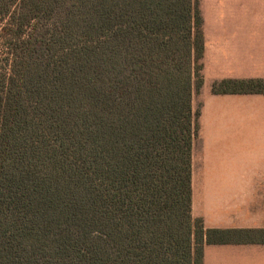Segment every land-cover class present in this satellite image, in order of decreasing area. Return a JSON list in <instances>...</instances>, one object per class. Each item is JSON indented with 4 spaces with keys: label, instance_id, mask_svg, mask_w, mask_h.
<instances>
[{
    "label": "trees",
    "instance_id": "obj_1",
    "mask_svg": "<svg viewBox=\"0 0 264 264\" xmlns=\"http://www.w3.org/2000/svg\"><path fill=\"white\" fill-rule=\"evenodd\" d=\"M0 29V264H202L205 245L264 244L191 215L199 0H0Z\"/></svg>",
    "mask_w": 264,
    "mask_h": 264
},
{
    "label": "crops",
    "instance_id": "obj_2",
    "mask_svg": "<svg viewBox=\"0 0 264 264\" xmlns=\"http://www.w3.org/2000/svg\"><path fill=\"white\" fill-rule=\"evenodd\" d=\"M199 10L191 215L205 230H264V94L211 91L222 80L264 81V0H199ZM202 264H264V244L205 245Z\"/></svg>",
    "mask_w": 264,
    "mask_h": 264
},
{
    "label": "rangeland",
    "instance_id": "obj_3",
    "mask_svg": "<svg viewBox=\"0 0 264 264\" xmlns=\"http://www.w3.org/2000/svg\"><path fill=\"white\" fill-rule=\"evenodd\" d=\"M1 34H2V31L0 29V60H4V59H6V54H5V50L3 48V40L1 38ZM5 67H6V72H9L8 66H5ZM195 109H197V108L195 107ZM194 112H197V111H194Z\"/></svg>",
    "mask_w": 264,
    "mask_h": 264
}]
</instances>
